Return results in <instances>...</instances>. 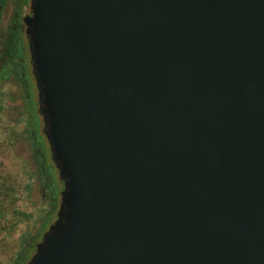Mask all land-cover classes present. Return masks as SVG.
I'll use <instances>...</instances> for the list:
<instances>
[{"label":"water","instance_id":"obj_1","mask_svg":"<svg viewBox=\"0 0 264 264\" xmlns=\"http://www.w3.org/2000/svg\"><path fill=\"white\" fill-rule=\"evenodd\" d=\"M30 7L63 189L27 264H264V0Z\"/></svg>","mask_w":264,"mask_h":264},{"label":"rangeland","instance_id":"obj_2","mask_svg":"<svg viewBox=\"0 0 264 264\" xmlns=\"http://www.w3.org/2000/svg\"><path fill=\"white\" fill-rule=\"evenodd\" d=\"M4 1L0 55L6 38L14 37L16 47L7 58L22 56L30 87L11 90L10 80L2 79L4 71L0 74V264H26L56 218L62 184L42 133L36 83L27 65L22 17L29 13L31 0Z\"/></svg>","mask_w":264,"mask_h":264},{"label":"flooded vegetation","instance_id":"obj_3","mask_svg":"<svg viewBox=\"0 0 264 264\" xmlns=\"http://www.w3.org/2000/svg\"><path fill=\"white\" fill-rule=\"evenodd\" d=\"M27 14H29V15L31 14V7H30V10H29V13H27ZM23 17H22V21H23ZM24 32H25V41H26V46L25 47H26V49L28 50V53H29V59L27 61V65L29 66L28 68H29L30 74H32V77H33V79L35 81V74H34V69H33V63L30 60V51H29V48H28V37L29 36L26 33V25H25ZM13 38L14 37L9 36L4 41V45L5 46H4L3 51L1 52V55H0V74L4 71L1 74L2 79L10 80V82L12 84V89L11 90H13V87H14V88H17V89H20V90H24L25 91L26 87L27 88L30 87L29 86L30 83H29V78L26 76V74H27L26 72L28 71V69L25 71L22 68L23 66H21L22 56H19V58H21V59H19V58H17V59L7 58V57H10V53L12 52L13 46L16 47V44H15V41H14ZM5 57H6V59L3 61V59ZM35 83H36V81H35ZM35 87L37 89V86H35ZM0 90H1V88H0ZM27 96H28V94H27ZM40 104H41V100L38 99V95H37V108H38L37 110L41 114ZM42 121H43V119H42ZM42 133H43L44 137L46 138V129L44 128V122H43V131H42ZM47 143H48V141H47ZM48 147H49V144H48ZM49 152H50V147H49ZM50 159H51L52 164L56 167V164H55V161L52 158L51 152H50ZM55 169H57V167ZM57 172H58V179H57V181L59 180L58 182H60L62 184V189H63V181H62V179H61V177L59 175L58 169H57ZM61 190H60L59 194L61 193ZM59 204H60V202H59ZM56 218H57V214H56ZM56 218L54 219V221L56 220ZM51 224L52 223H50L49 226Z\"/></svg>","mask_w":264,"mask_h":264},{"label":"trees","instance_id":"obj_4","mask_svg":"<svg viewBox=\"0 0 264 264\" xmlns=\"http://www.w3.org/2000/svg\"><path fill=\"white\" fill-rule=\"evenodd\" d=\"M4 0H0V16H1V11L3 9V5H4Z\"/></svg>","mask_w":264,"mask_h":264}]
</instances>
